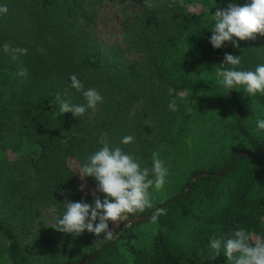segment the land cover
<instances>
[{
    "label": "trees",
    "instance_id": "16d2710c",
    "mask_svg": "<svg viewBox=\"0 0 264 264\" xmlns=\"http://www.w3.org/2000/svg\"><path fill=\"white\" fill-rule=\"evenodd\" d=\"M141 1L126 45L104 47L95 31L102 0H0L8 8L0 14V264H227L222 253L211 259V239L226 238L237 225L264 238V151L250 155L264 149L254 122L264 113V94L229 92L216 76L225 53L241 56L237 70L264 65V36L239 48L209 42L216 7L247 0H184L183 7L151 0L152 9ZM4 43L28 52L13 61ZM22 68L26 78L17 75ZM72 74L103 97L78 118L59 116L51 103L57 94L85 103L70 87ZM180 91L188 92L186 101L176 98ZM128 135L134 141L122 144ZM105 143L141 168H151L158 152L168 169L166 197L156 200L150 189L153 208L125 215L112 239L58 232L56 221L24 243L42 209L62 218L66 198L93 202L97 182L78 172ZM156 208L166 213L125 226Z\"/></svg>",
    "mask_w": 264,
    "mask_h": 264
},
{
    "label": "clouds",
    "instance_id": "9594fccd",
    "mask_svg": "<svg viewBox=\"0 0 264 264\" xmlns=\"http://www.w3.org/2000/svg\"><path fill=\"white\" fill-rule=\"evenodd\" d=\"M149 9L155 7L151 0H143ZM184 6V0H173ZM172 6V5H170ZM7 6H0V14H7ZM214 22L211 29L210 44L214 49H220L225 42H230L234 48L240 47V41L255 40L257 35L264 36V0H247L242 6L230 2L226 7H216L211 17ZM3 52L10 55L13 61L26 55L28 49L12 47L4 43ZM241 64V56L224 54L223 62L216 69L217 83L229 90L242 88L246 96L254 97L264 94V65H258L254 70H237ZM230 66V67H226ZM17 75L27 77L28 70L22 68ZM70 87L80 92L84 104H72L56 95L58 115L71 113L78 118L88 109H95L103 103V97L95 88L85 89L84 84L75 74L69 77ZM169 88V95L173 93ZM169 110L175 112L174 101L168 104ZM57 109V108H56ZM57 112V110H55ZM258 130L264 131V119L256 121ZM134 141L133 136H124L121 143L128 145ZM81 179L93 177L97 182L92 190L93 202L83 199L72 202L67 198L63 202L62 218L52 226L62 233L79 236L85 232L112 239L114 228L127 214L135 215L153 208L150 189H163L168 169L160 159L158 152L152 153L151 168H141L137 158L125 153L119 146L110 147L105 143L101 148L87 157V162L78 172ZM86 185H81L84 191ZM102 194L101 195H98ZM166 213V209L156 208L151 216L153 221ZM111 225V227H110ZM211 259L215 260L221 251L226 257L227 264H264V238L253 237L244 227L237 225L226 238H213L210 241Z\"/></svg>",
    "mask_w": 264,
    "mask_h": 264
},
{
    "label": "rangeland",
    "instance_id": "374dc122",
    "mask_svg": "<svg viewBox=\"0 0 264 264\" xmlns=\"http://www.w3.org/2000/svg\"><path fill=\"white\" fill-rule=\"evenodd\" d=\"M196 7V5H192L191 9ZM142 9L143 3L141 0H102L95 23L96 36L102 45L104 47L111 44L126 45L125 35H128L134 26L138 24L141 18ZM130 55L135 57L132 54ZM176 98L186 101L189 98L188 92L180 91ZM260 119H264V113H262L261 116H256L254 120L255 124L256 121ZM258 131L264 133L262 130ZM165 197L166 192L164 190L157 191L156 200H163ZM58 218L59 215L54 209H42L41 214L31 220V224L27 232L28 235L26 236L27 238L24 243L30 244V242L33 241L32 239L39 233L40 230L48 228L54 224ZM33 246L35 247L36 244L34 243ZM221 253L223 254L222 251Z\"/></svg>",
    "mask_w": 264,
    "mask_h": 264
},
{
    "label": "water",
    "instance_id": "95a60500",
    "mask_svg": "<svg viewBox=\"0 0 264 264\" xmlns=\"http://www.w3.org/2000/svg\"><path fill=\"white\" fill-rule=\"evenodd\" d=\"M263 151H264V149H263L261 152H259L258 154H250V153H244V154H250V155H251L252 157H254V158H259V157L263 154ZM241 154H242V153H239V154L237 155V157H239ZM234 160H235V159H233V160L230 162V164H232V163L234 162ZM227 168H228V166L224 167V169H222L220 172L215 173V174H220V173L224 172ZM201 174H205V173H204V172H201V173L195 175L193 181H192L191 184H190V187H191V185L193 184L194 180L197 179ZM190 187H189V188H190ZM150 217H151V215H146V216H135V217L129 218V219L126 221L125 226H126V225H131V224H134V223H137V222H141V221L148 220ZM123 230H124V229H123ZM123 230H122V231H123ZM119 234H120V233H118V235L116 236V238L119 236ZM94 257H95V255L93 256V258H94ZM89 262H90V260H87V261H85V262H80V264H87V263H89ZM66 264H78V262H72V263H66Z\"/></svg>",
    "mask_w": 264,
    "mask_h": 264
}]
</instances>
